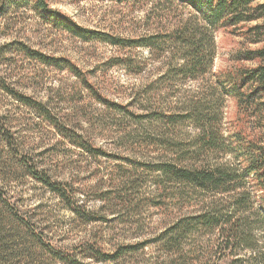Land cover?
I'll return each mask as SVG.
<instances>
[{
  "label": "rangeland",
  "instance_id": "1",
  "mask_svg": "<svg viewBox=\"0 0 264 264\" xmlns=\"http://www.w3.org/2000/svg\"><path fill=\"white\" fill-rule=\"evenodd\" d=\"M47 2L83 28L138 39L142 45L80 39L32 8L0 19V46L5 45L0 51V83L43 104L27 106L0 88V264H66L54 258L37 235L55 249L78 246L76 257L84 263L95 262L89 246L108 253L132 246L131 252L106 264H195L200 259L212 264L216 254L207 248V234L215 233L213 228L192 229L200 236L195 247L193 236L180 240L176 248L181 261L156 243L176 220L195 216L215 201L220 208L226 206L224 195L158 181L154 171L170 154L169 147L160 144L162 139L186 149L197 146L196 125L180 117L197 99L218 121L225 141L205 160L229 169L235 178L242 175L222 188L243 192L246 230L254 240H261L249 239L247 244L262 247L254 255L239 246L236 256L224 257L218 264H264L263 192L252 175H245L246 158L236 143L240 132L264 136V114H256L253 107L247 117L232 95L222 99L217 91L210 95L211 84L221 87L216 74L256 65V60L245 59V53L261 46L262 41L252 40L264 39V34L254 37L246 29L264 25V15L245 23L213 26L211 73L186 79L175 71L164 75L186 51L185 46L184 50L175 46L167 32L195 14L176 0ZM262 2L251 3L248 12L259 15L261 8L254 7ZM22 46L63 57L72 69L42 64L17 49ZM164 114L177 115V121L168 124ZM60 130H67L69 137ZM75 140L88 141L96 150L90 154ZM26 165L52 181L68 184L73 190L70 202L82 214L32 178Z\"/></svg>",
  "mask_w": 264,
  "mask_h": 264
},
{
  "label": "trees",
  "instance_id": "2",
  "mask_svg": "<svg viewBox=\"0 0 264 264\" xmlns=\"http://www.w3.org/2000/svg\"><path fill=\"white\" fill-rule=\"evenodd\" d=\"M181 5L186 6L195 12V14L187 16L183 21L177 24L172 30L167 32L169 40L176 45H180L182 50L185 46L184 54L179 58V62L175 66H168L164 75H169L173 71L177 75H182L186 79H197L200 76L205 77L211 73L210 62L214 56L213 36L211 28L218 24H237L245 23L255 20L264 15V2L257 4L254 10L261 8L259 15H253L248 12V7L251 3H256L260 0H176ZM32 8L40 17L50 20L55 27L63 28L76 37L83 40L99 39L108 41L114 45H129L139 46L142 45L138 39H120L113 36H104L101 32L83 28L77 25L68 16H60L56 10L50 8L47 0H0V19L10 15L20 9ZM204 28V32L200 33L199 28ZM264 25L255 24L246 29V32L253 34L254 37H259L264 34L260 30ZM260 33V34H259ZM206 38H203V37ZM255 38L253 43L262 41V45L248 50L245 53V59L256 60V65L250 68H241L237 72H224L216 74L217 79L221 83L219 89L209 82L210 89L213 95L216 91L219 92L221 99L224 95L230 94L236 98L242 114L249 117L247 111L251 108L254 109L256 114H264V39ZM140 41V42H139ZM204 44H207L205 46ZM5 45L0 46V51ZM25 53L26 56L40 61L42 64L53 66L57 69L71 68L68 61L63 57H53L40 53L37 50L29 49L26 46L17 48ZM72 69V68H71ZM74 69V68H73ZM76 73V72H75ZM77 75V73H76ZM163 77V76H162ZM0 88L9 91L15 99L23 102L27 106L43 107L42 103L27 97L15 90L10 89L8 86L0 83ZM208 90V89H207ZM214 91V92H213ZM195 105L190 104L186 111L182 113L181 118H187L194 123L197 129L198 144L194 148L179 146V144H172L169 139H162V145L169 147V156L163 162L156 166L154 171L158 172L157 180L166 181L168 183H182L187 184L196 189L199 193H210L213 195H224L226 203L225 208L218 207L220 204L215 201L213 205L210 203L209 209L198 213L195 216H185L173 222L167 230H164L158 238L156 243L163 252L173 253L172 258L175 261H181L180 252H178L176 245L180 244L183 237L193 236L192 245L195 247L199 242L197 241L200 236H197V228H213L215 233H211L210 239L207 242V248L210 252L215 253L212 264H218V261L224 257L236 256V248L239 246L249 249L251 254H257L261 251L262 247L257 243L247 244L249 239L254 240L250 234V230H246V216L244 215L245 209L241 206L244 199L243 192H237L236 189H230L228 186L224 190L222 187L230 185L232 179L242 177V175L235 178L233 172L229 169L209 164L205 159H208L211 154L216 153L215 150H220L221 146L225 143L222 133L217 128L218 121L214 120L211 115L205 112L203 102L197 99ZM196 102V101H195ZM54 122L53 117L49 116ZM163 117L167 119L168 124H173L177 121V115L164 114ZM55 123H57L55 121ZM66 133L67 130H60ZM239 135V132H238ZM164 141V142H163ZM163 142V143H162ZM75 145L82 150L92 154L96 150L88 141L75 140ZM236 143L242 150V154L246 158L244 166L245 175H252L258 190L263 194L260 196L261 212L264 215V136L249 134V136H238ZM199 162V164H196ZM29 175L42 182L56 195L68 202L69 206L73 205L70 202L73 195V190L68 189L69 185L52 181L42 172H38L32 166L26 165ZM158 181L155 182L157 185ZM72 203V204H71ZM77 214H82L80 207L77 205L72 206ZM93 217V216H91ZM264 231V230H262ZM208 232V231H207ZM37 235V234H36ZM247 235H250L249 238ZM203 235L202 237H204ZM42 242L43 247L56 259L65 262L66 264H97L102 262L106 264L118 259L125 252H131L132 246H124L117 248L108 253L89 246L91 255L95 262L84 263L77 257L78 246L72 247L68 250L55 249L48 242H44L41 236L37 235ZM264 243V236L262 238ZM208 239H206L207 241ZM258 242L259 240H254ZM261 243V240L259 241ZM192 248V247H191ZM129 249V250H127ZM195 250L194 248H192ZM264 249V248H263ZM190 251V250H189ZM178 252V255H177ZM191 252V251H190ZM222 254V255H221ZM195 264H210L208 261L198 260Z\"/></svg>",
  "mask_w": 264,
  "mask_h": 264
}]
</instances>
